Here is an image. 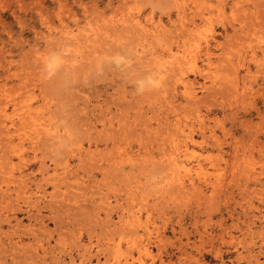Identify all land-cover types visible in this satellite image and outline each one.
<instances>
[{
  "label": "rangeland",
  "instance_id": "1",
  "mask_svg": "<svg viewBox=\"0 0 264 264\" xmlns=\"http://www.w3.org/2000/svg\"><path fill=\"white\" fill-rule=\"evenodd\" d=\"M0 264H264V0H0Z\"/></svg>",
  "mask_w": 264,
  "mask_h": 264
},
{
  "label": "bare ground",
  "instance_id": "2",
  "mask_svg": "<svg viewBox=\"0 0 264 264\" xmlns=\"http://www.w3.org/2000/svg\"><path fill=\"white\" fill-rule=\"evenodd\" d=\"M195 57H196V56H195ZM72 62H73V61H72ZM182 79H183V78H182ZM186 91H187V90H186ZM174 161H175V160H174ZM174 161H173V162H174ZM176 162H177V161H176ZM176 162H175V163H176ZM175 163H174V164H175ZM177 163H178V162H177ZM179 165H180V164H179ZM179 165H178V166H179ZM183 165H184V164H183ZM186 166H187V165H186ZM183 167H184V166H183ZM187 167H188V166H187ZM181 168H182V167H181ZM184 169H185V167H184ZM187 169H188V168H187ZM190 170H191V169H190ZM187 171H188V170H187ZM190 172H191V171H190Z\"/></svg>",
  "mask_w": 264,
  "mask_h": 264
}]
</instances>
